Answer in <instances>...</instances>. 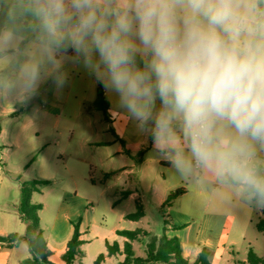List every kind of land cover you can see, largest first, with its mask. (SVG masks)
<instances>
[{
	"label": "clouds",
	"instance_id": "clouds-1",
	"mask_svg": "<svg viewBox=\"0 0 264 264\" xmlns=\"http://www.w3.org/2000/svg\"><path fill=\"white\" fill-rule=\"evenodd\" d=\"M0 93L83 71L182 178L264 208V0H0Z\"/></svg>",
	"mask_w": 264,
	"mask_h": 264
},
{
	"label": "rangeland",
	"instance_id": "rangeland-1",
	"mask_svg": "<svg viewBox=\"0 0 264 264\" xmlns=\"http://www.w3.org/2000/svg\"><path fill=\"white\" fill-rule=\"evenodd\" d=\"M43 93L44 87L38 92V96L44 100ZM0 101L16 109L30 103L42 105L36 100L16 103L15 97L8 93H4ZM94 106L92 101L86 102L79 115L62 113L48 116L34 110L15 114L0 112V191L8 192L11 202L8 201L6 205L15 219V226H23L24 222L19 216L20 185L10 177V173L26 180H51L50 186L40 190L35 200L43 206L40 218L53 251L50 259L53 264H66L62 255L73 233L70 220L83 221L84 232V256L73 264H97L101 255L103 259L99 264H124V246L128 239L119 236L118 230L143 229L147 232V235L133 241L131 264H142V258L156 254L164 235L178 238L182 243L181 252L187 258H193L190 255L193 249L197 245L204 246V234L198 238L196 245L194 243L197 240L194 226L201 222L207 206V199L199 194V189L203 188L209 193L212 191L211 183L182 178L171 167L164 168L161 165L163 160L156 156L152 147L143 163L137 164L131 160L134 167L131 175H124L120 171L115 180L103 183L104 174L117 166V158L106 160V157L123 149L119 141L113 144V130L126 136L128 139L124 140L129 143L139 140L140 145H131L137 149L135 152L142 149V140L145 139L136 133L134 126L126 130L123 125L127 120L117 115L116 111L112 112L116 126L109 130L106 116L95 110ZM145 141L148 146L150 140ZM101 142L109 145L97 148ZM168 186L174 188L172 191L186 189V194L170 207L164 203L160 205L158 201L159 192ZM126 191L134 196L124 197ZM136 199L143 204L145 217L139 221L128 220L126 215L136 211ZM249 203L252 205V221L247 225L245 239L234 247L241 262L247 258L249 250L260 257L264 256V233L259 232L256 226L262 217V208ZM2 215L6 214L0 212V217ZM25 233L26 230L22 234ZM112 245H116L117 249L109 254L108 246ZM15 255L19 264H34L35 257L25 241L17 248ZM236 263L234 261L232 264ZM10 264H14V260ZM214 264L226 263L218 259Z\"/></svg>",
	"mask_w": 264,
	"mask_h": 264
},
{
	"label": "crops",
	"instance_id": "crops-1",
	"mask_svg": "<svg viewBox=\"0 0 264 264\" xmlns=\"http://www.w3.org/2000/svg\"><path fill=\"white\" fill-rule=\"evenodd\" d=\"M8 71H10V69L7 65H0V72H8ZM67 71H68L67 82L62 88H57L54 83L49 81L46 84L42 85L40 88L41 90L44 87V93H43L45 94L44 100L42 96H38V94L34 96L31 100H29L31 102L35 100L40 101L42 105L36 104V103H30V104H25L19 109H16L15 106L9 107L8 105L2 104V101H0V112L15 114L17 112H25V111L34 110V111H41L43 114H46L48 116L60 115L62 113L72 114V115L82 114L83 109H84V104L86 102L92 101L93 104L95 103L97 91H98L99 86L101 85L97 84L91 77H89L83 71V69H76L73 66L68 65ZM104 93H105L106 100L109 103V108L106 112H103V111L101 112H103L104 115L106 116L105 120L108 123L109 130H112L114 126H116V121L112 117V112L116 111L117 115L121 117L123 116L117 111L115 107L114 97L107 94L105 90H104ZM3 96H4V93H0V100ZM95 110H98V109L95 107ZM89 126H91V123H89ZM123 126L126 128V130H128L131 128V126H133V124L129 121H126V123ZM113 133L115 134V141L113 144H116L119 141L123 149L121 151H115L112 154L110 153L106 157V160L107 159L114 160L115 158H117V161H116L117 166L113 168L112 170L105 173V174L111 173V172L116 173V176L110 180H115L119 176L120 171L121 173L127 176L133 173L134 167L131 164V160H135V159H133L130 155H128L126 151H129L130 153H132V155H136L141 150H146V153H145V156H146V154L150 150V147H152L151 141H150V144L146 146L147 145L146 141L142 140V149H140L138 152H135L137 149L132 148L131 145L133 146L140 145L141 142H139V140L129 143L128 140L127 141L124 140L128 138L124 135H121L118 130H113ZM97 145H98L97 148H100L101 146H108L109 143L101 142V143H98ZM145 156L141 162H137L135 160L137 164L143 163L145 160ZM161 165L164 168L170 167L164 161L161 162ZM46 180H49V179H46ZM200 181L201 180H198V182ZM92 183H95V181L92 180ZM211 185H212V191L209 193L205 191L203 188L199 189V194L203 195L204 198L207 199L206 200L207 206L201 218V222L199 224H195L194 226L196 227V231H197L196 232L197 240H194V243L196 245V243H198V238L201 236V234H204L203 235L204 246L200 247L199 245H197V247L193 249V251L190 253V255L193 256V258H187L184 253H182V255L190 263H193L196 261V259L198 258L202 250L207 249L210 252L211 264L216 263L218 259H220L222 263H226V264H232L234 261H237V263L241 262L238 260L239 254L235 253L234 247L236 246L237 242L242 241L246 237L247 225L249 222L252 221V205L247 200L233 196L230 192L220 188L214 183H211ZM49 186L50 185H48V187ZM171 187L172 186L163 188L159 192L158 201L160 205H162L163 203L165 204L167 197L169 196L170 193L173 192L172 189L174 188H171ZM45 188H47V186L42 187L40 190H43ZM1 193L2 192L0 191V212L5 213L6 215L5 216L2 215L0 217V235L6 236L12 233H17L18 235L21 236L23 235L22 233L26 230V224L24 223L25 225L23 224V226L18 225V227L15 226L16 225L15 219L12 217L13 215H10L9 212L11 211H9L6 205L7 202L9 201L8 196H7L8 192H3L2 194ZM37 195H39V193H35L33 196V201L35 203H39L35 200V197ZM128 196L133 197L134 194L131 193L130 191H126L124 193V197H128ZM262 210L263 208L261 209V214H262ZM42 211H43V208L39 213L40 216H41ZM40 221H41V227L44 233V238L48 244V248L50 249L52 253L49 258L51 259L53 256V251L51 250V246L48 242V239L46 238L45 229H43L41 218H40ZM70 222L72 225L73 223L80 222L81 240L84 242L83 240V233H84L83 232V221L70 220ZM118 231H121V230H118ZM118 231H117V234H118ZM73 234H74V225H73L72 236ZM68 242L66 244V250L68 247ZM20 246L21 244L16 245L12 248H9V247L0 245V264H10L12 260H14V264H19L18 263L19 259L15 257L16 256L15 254H16L17 248ZM180 247H182L181 242H180ZM65 252L63 253V255L65 254ZM63 255H62V259H63ZM246 260L247 258L243 262H245Z\"/></svg>",
	"mask_w": 264,
	"mask_h": 264
},
{
	"label": "trees",
	"instance_id": "trees-1",
	"mask_svg": "<svg viewBox=\"0 0 264 264\" xmlns=\"http://www.w3.org/2000/svg\"><path fill=\"white\" fill-rule=\"evenodd\" d=\"M95 107L103 112H106L109 108V103L106 100L103 88H98L97 97L95 101ZM137 162H141L145 156L146 150H141L136 155H132L129 151H126ZM116 173L111 172L104 175L103 182L114 178ZM10 177L19 183L20 185V204H19V216L20 219L26 224V233L23 236L17 233L10 235H0V245L12 248L25 241L28 244L30 253L35 257L34 264H53L50 262L51 251L48 248V244L44 238V233L41 227L40 211L43 206L40 203L33 201V195L40 192V189L44 186L51 184L50 180L46 179H23L20 175L10 173ZM186 193L185 188H180L172 193L166 199L165 204L170 206L176 199L180 198ZM136 211L134 213L126 215V219L132 221H139L145 217V209L141 201L138 199L135 202ZM74 234L71 240L68 242V247L63 255V260L66 264H73L76 260H80L84 256L82 250L83 241L81 240L80 222L73 223ZM259 232L264 233V208L262 210V217L256 224ZM120 236H124L128 239L124 246V254L126 255L124 264H131L134 256L133 241L137 240L140 236L147 235V232L143 229L135 231L121 230L118 231ZM117 249L116 245L108 246L109 254L114 253V249ZM103 259V255L99 256L97 264ZM139 261L141 259H138ZM164 262L166 264H211L210 252L207 249H203L199 254L195 262L190 263L186 260L181 252L180 242L177 238H168L163 236L159 243V248L156 254L149 256L147 259L142 258V264L151 262ZM236 264H264V256L260 257L253 250H249L247 260L245 262H238Z\"/></svg>",
	"mask_w": 264,
	"mask_h": 264
}]
</instances>
